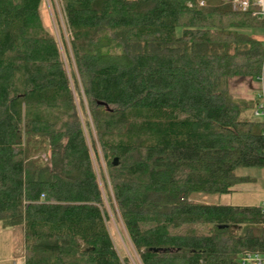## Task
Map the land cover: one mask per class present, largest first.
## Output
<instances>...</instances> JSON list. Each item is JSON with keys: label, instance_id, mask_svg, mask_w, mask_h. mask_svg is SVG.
I'll return each instance as SVG.
<instances>
[{"label": "trees", "instance_id": "1", "mask_svg": "<svg viewBox=\"0 0 264 264\" xmlns=\"http://www.w3.org/2000/svg\"><path fill=\"white\" fill-rule=\"evenodd\" d=\"M231 1L60 0L61 50L42 0H0V226L24 264H129L105 203L141 264L264 253L260 206L189 200L264 166V121L240 117L258 92L230 91L260 73L264 23Z\"/></svg>", "mask_w": 264, "mask_h": 264}, {"label": "rangeland", "instance_id": "2", "mask_svg": "<svg viewBox=\"0 0 264 264\" xmlns=\"http://www.w3.org/2000/svg\"><path fill=\"white\" fill-rule=\"evenodd\" d=\"M41 16L45 26L55 35L61 50L63 42L61 32L67 37L63 26L62 10L60 0H42L40 7ZM248 34L264 40V26L259 28H248ZM260 86L257 81L241 80L236 77L230 78V91L235 96L253 97L259 91ZM254 108H243L240 117L257 118L253 112ZM94 165L98 169V164L94 160ZM103 166V163L101 164ZM237 176L247 178L245 181L236 183L232 191L224 194H211L195 192L189 196V200L200 203H221L234 205H255L261 206L264 203V166H239L235 169ZM99 184L102 188L100 179ZM106 204L109 219L107 227L109 229L114 246L121 257H126L129 264H141L136 251L134 250L125 228L117 216V211H113ZM21 225L13 227L0 226V264H13L16 258H21L24 264V240ZM15 264V263H14Z\"/></svg>", "mask_w": 264, "mask_h": 264}, {"label": "built area", "instance_id": "3", "mask_svg": "<svg viewBox=\"0 0 264 264\" xmlns=\"http://www.w3.org/2000/svg\"><path fill=\"white\" fill-rule=\"evenodd\" d=\"M231 3L234 9L245 10L249 7L251 2L250 0H232ZM253 4L257 7L258 15L264 23V0H253ZM255 80L260 86L258 91L260 102L254 109L253 114L264 121V56L261 71ZM260 207L264 210V203ZM238 262L239 264H264V253L253 250H244L239 254Z\"/></svg>", "mask_w": 264, "mask_h": 264}, {"label": "crops", "instance_id": "4", "mask_svg": "<svg viewBox=\"0 0 264 264\" xmlns=\"http://www.w3.org/2000/svg\"><path fill=\"white\" fill-rule=\"evenodd\" d=\"M23 230V228L21 227V231ZM1 262V261H0ZM15 264H23V260H21V258H16V260L14 261ZM13 263V264H14Z\"/></svg>", "mask_w": 264, "mask_h": 264}, {"label": "water", "instance_id": "5", "mask_svg": "<svg viewBox=\"0 0 264 264\" xmlns=\"http://www.w3.org/2000/svg\"><path fill=\"white\" fill-rule=\"evenodd\" d=\"M113 164L116 165L117 164V158H114L113 160ZM154 251H157L158 249H153Z\"/></svg>", "mask_w": 264, "mask_h": 264}]
</instances>
